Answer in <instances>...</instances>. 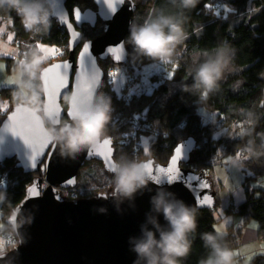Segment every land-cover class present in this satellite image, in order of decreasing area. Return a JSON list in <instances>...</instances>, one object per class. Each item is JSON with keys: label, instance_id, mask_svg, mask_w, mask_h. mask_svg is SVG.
<instances>
[{"label": "trees", "instance_id": "1", "mask_svg": "<svg viewBox=\"0 0 264 264\" xmlns=\"http://www.w3.org/2000/svg\"><path fill=\"white\" fill-rule=\"evenodd\" d=\"M137 10L133 15L138 23H142L146 15L153 8L167 7V0H135ZM80 7L82 10L91 7L96 9L93 0H68L67 8L73 16V9ZM229 7L234 10V18L228 14L225 18L221 8ZM169 10H171L169 8ZM190 19L185 25L189 38L182 49L179 50V63L169 66L172 74L165 78L153 76V79L162 81L150 93L140 94L128 93L131 83L139 78L135 75L136 69H140L145 63L154 60L147 57L134 58L132 45L127 44L130 54L124 66L126 73L133 79H128L121 84V92L115 89V81L109 82L107 72L111 67L115 70L116 65L111 59L102 60L101 64L105 71V79L100 95L110 99V119L106 132L102 137H111L116 146L115 160L121 156L128 158L138 157L140 160L155 157L165 163L170 158L176 145L187 136L192 135L198 140V145L188 163L184 167L197 172H203L214 182L217 189V206L214 209L198 210V229L193 238L192 252L184 261V264H198L199 259L206 255V249L199 238L200 233L216 230L218 222L216 209L220 202L219 190L212 176L214 165L218 159L229 157L235 154V149L241 143L239 137H235L239 128L243 126V117L239 114L241 108L256 106V110L264 114V78L260 73L264 72V0H200V3L190 13ZM238 17V19H235ZM132 19V20H133ZM7 23V30L14 35V43H17L21 52L20 58L26 63L32 60L31 51L38 47V44L45 43L53 45L61 52L57 60L65 59L69 55V35L66 29L52 17L50 30L46 34L35 35L24 31L15 13L9 16L0 12V25ZM84 40L95 38L104 32V23L99 20L95 27L84 25L81 29ZM130 34V33H129ZM128 34V36H129ZM127 36V37H128ZM127 39V38H126ZM226 40L232 44L237 52L235 63L239 72L231 74L223 83L222 90L210 97L208 106L205 108L199 103L198 97L183 92L180 88L182 82L191 83V77L187 74L186 67L192 62L197 52L214 48L220 41ZM80 47L76 51V55ZM42 52H39L41 55ZM9 67L16 63L14 57L8 58ZM41 63L37 71V79L34 85H41L40 72L48 64L54 62L46 59ZM117 73V71H116ZM27 79L26 76L23 77ZM237 79H243L244 83L238 91H233L231 86ZM43 87V86H42ZM17 88L0 89V96L10 102V107L5 112H0V124L16 105L12 93ZM67 98L63 100L67 108ZM44 91L41 93V104L43 108ZM215 112L216 123L210 122L206 117L211 118L210 112ZM208 114V116H206ZM212 120V118H211ZM134 121H139L150 128L156 127L158 134L152 131L139 132L134 138ZM49 126V125H48ZM223 128V133H217ZM257 131H264V118H262ZM231 131L234 137H229ZM217 134V135H216ZM151 137L149 142V153H145L143 146L138 144L140 136ZM133 138V139H132ZM137 144V145H136ZM245 171L251 174L247 181L264 178V165L245 161ZM0 171L7 174L10 180L9 185L0 181V190H6L7 198L16 203L25 198L28 187L34 182L38 174L26 173L22 168L17 167V160L7 159L0 163ZM112 175L104 168L100 161L92 160L80 169L78 183L75 188L62 191L63 196L72 200L91 198L97 192L103 190L109 193L111 187L108 185ZM246 185V184H245ZM101 188L102 190H99ZM236 210L244 219H254L260 225L261 237L264 238V187L246 188V200L239 205H230L225 211ZM226 239L231 248L238 246L239 230L234 231L229 227ZM250 264H264V254L253 258Z\"/></svg>", "mask_w": 264, "mask_h": 264}, {"label": "water", "instance_id": "2", "mask_svg": "<svg viewBox=\"0 0 264 264\" xmlns=\"http://www.w3.org/2000/svg\"><path fill=\"white\" fill-rule=\"evenodd\" d=\"M67 1L49 0L55 4L53 17L69 35V55L46 65L40 72L44 110L25 117L24 113L17 110V105H13L0 124V163L15 158L17 167L26 173L38 174L28 187H35L38 194L33 195L27 189L23 199L26 202L22 211L31 220L21 229L25 242L19 247L18 253H9L8 264H133L136 254L131 251L130 238L140 235L141 226L151 214V199L158 191L172 193L175 199L197 206L199 210L217 206V191L210 177L183 166L191 160L198 145L196 137L189 135L176 145L167 162L163 163L155 157L143 160L152 169L151 176L148 175L150 182L138 190L132 199L116 200L111 191L107 198L96 195L73 201L63 196V190L76 187L79 171L86 162L100 161L105 170L113 175L111 169L115 166L116 146L111 137H101L90 152L84 151L75 157L62 156L54 143L41 147L44 129L48 125L60 127L70 122L63 100L73 91L82 100L91 94L100 95L105 79L102 60L111 59L116 65L128 61L130 51L127 44L119 52L112 53L109 49L121 46L126 40L130 33V22L137 10L135 0H124L123 3L120 0H93L96 9L90 7L82 10L75 7L73 20ZM109 3L116 7L115 11ZM99 20L104 23V32L84 40L81 31L83 26L88 24L95 27ZM73 33L78 35L74 36ZM85 46L88 48L87 53H83ZM117 56L120 58L116 59ZM49 69L51 71H47ZM93 75L99 78L96 87L91 84ZM58 77L64 79L59 87ZM49 96L52 98V115L46 110ZM26 119L31 121L32 133L22 137L12 135L10 129L13 127L22 133ZM24 138L32 141L31 147L24 143ZM104 140L110 141V144H104ZM177 149L181 150L177 162L178 172L172 173L177 179L169 182L165 172L160 169L171 166ZM152 177H158L159 182ZM205 183L208 187L202 188L201 185ZM205 196L210 198L211 203L201 202ZM160 223L165 224L162 216ZM0 264L5 262L0 261Z\"/></svg>", "mask_w": 264, "mask_h": 264}, {"label": "clouds", "instance_id": "3", "mask_svg": "<svg viewBox=\"0 0 264 264\" xmlns=\"http://www.w3.org/2000/svg\"><path fill=\"white\" fill-rule=\"evenodd\" d=\"M199 3L200 0H167V7L153 8L142 23L133 19L130 34L121 46L132 45L134 58L147 57L166 66L177 65L179 50L189 38L185 27L190 19L189 13ZM54 9L55 4L49 0H0V12L9 16L14 12L29 34L48 33ZM39 52L40 48H34L31 62L21 61V78L17 80V90L12 93L17 110L25 117L44 110L41 104L42 84L33 83L45 59ZM236 52V48L226 40L220 41L214 48L197 52L186 67L192 82H182L181 90L197 96L204 108L208 106L210 97L222 90L228 77L239 72L235 63ZM260 76L264 78V72ZM90 79L92 86L99 84L95 75ZM243 83V79H237L231 86L232 90L238 91ZM66 102L70 122L60 127L47 126L44 133L51 143L59 147L62 156L75 157L78 153L90 152L105 134L110 119V99L102 94H91L86 101H82L79 94L73 91ZM210 114L212 122L216 123L215 112ZM239 114L243 117V126L235 137H239L241 143L236 146L235 154L229 156L231 164L238 169L244 168L247 160L264 165V131L256 130L264 114L258 112L256 106L241 108ZM32 131L31 121L26 119L22 134L29 135ZM228 136L234 137L231 131ZM114 164L110 185L114 199H132L138 190L149 184L146 163L138 157L121 156ZM98 195L107 198L108 193ZM25 202L22 199L12 203L6 190H0V261L5 264H8L9 253H18L25 242L21 229L31 222L22 211ZM151 204V214L141 226L140 235L130 238L131 251L136 254L133 264H184L192 252L193 238L197 234L198 207L187 205L163 190L152 197ZM161 216L164 225L160 223ZM226 235V231L215 229L200 233L206 255L199 259L198 264H236V252L229 246Z\"/></svg>", "mask_w": 264, "mask_h": 264}, {"label": "rangeland", "instance_id": "4", "mask_svg": "<svg viewBox=\"0 0 264 264\" xmlns=\"http://www.w3.org/2000/svg\"><path fill=\"white\" fill-rule=\"evenodd\" d=\"M219 11L220 13L223 11L224 17L229 19L234 18L236 15V12L234 10L232 11L229 7H222ZM229 13L230 16L233 17L230 18L228 15ZM236 19H238V17L233 20ZM0 29H3V31H0V66H2L0 67V89L9 87L17 88V80L21 78V61H23L19 56L21 50L18 44L14 43L15 39L13 33L7 30V23L1 25ZM6 32L7 34L4 35ZM9 37H11V39ZM38 45H42L49 49L55 48L57 50L53 45L41 42ZM40 52H42L41 56L45 58L44 61L46 59L57 61L56 58L61 55V52L58 50L56 54H50L49 52L42 51L40 48ZM9 57H14L16 59V63L13 64L12 68L9 67ZM116 71L115 89L121 92V84L125 83L130 78L133 79V77H129L122 65L117 67ZM137 74H139V78L131 83L128 88V93L130 94L152 92L162 81V78L156 80L153 79V76L157 74L165 79L171 76L172 71L169 66L164 65L162 62L152 61L145 63L140 69H136L135 75ZM10 81L15 82L12 83ZM0 105H6V107H0V112L3 113L10 107V102L0 96ZM206 116H208V114H206ZM223 130L224 129L221 128L217 130V133L222 134ZM150 139L151 137L145 135L140 136L138 139V144L143 146L145 153H149ZM244 169L245 168L238 169L233 167L229 157H224L216 161L212 171V176L216 182L220 195V202L216 209L218 222L215 228L218 231H226V233H228L230 230L229 227L232 226L231 223H234L235 232L239 230L240 233L238 246L234 248L236 252V264H250L255 256L264 254V246L262 243V239L264 240V238L261 237L258 221L254 219H244L238 213L227 214L226 211H224L226 207L230 205L237 206L246 200L247 186L252 189L264 187V178H258L248 182L247 176H249L251 172L249 170L245 171ZM107 183V186H110L112 179L110 181L108 180ZM99 190L102 189L99 188ZM100 192H103V190Z\"/></svg>", "mask_w": 264, "mask_h": 264}, {"label": "snow or ice", "instance_id": "5", "mask_svg": "<svg viewBox=\"0 0 264 264\" xmlns=\"http://www.w3.org/2000/svg\"><path fill=\"white\" fill-rule=\"evenodd\" d=\"M123 2H124V0H120V3H123ZM109 6L111 7V9L113 11L116 10V7L114 5H112V4L109 3ZM78 18H79V13H77V19ZM0 31H3V29H0ZM73 35L74 36H77L78 34L77 33H73ZM9 38L11 39V37H9ZM38 47H40L42 51L49 52L50 54H56L57 53V50L55 48L49 49V48H46V47H44L42 45H38ZM121 50H122V46H118V47L109 49V51L112 52V53L119 52ZM87 52H88V48H87V46H85L84 49H83V53H87ZM81 58H82V56H81ZM119 58H120L119 56L116 57V59H119ZM0 67H2V66H0ZM57 67H59V66H57ZM65 67H69V65H65ZM47 71H51V70L49 69ZM110 75L115 76L116 73H111ZM10 82L14 83L15 81H10ZM63 83H64L63 77H58L57 87H59V85L60 84H63ZM45 85L48 88L47 80H45ZM87 98L88 97H86L82 101H86ZM51 100H52V98H51V96H49L48 97L49 103L47 105V109L46 110L48 111V113L50 115H52V113H53ZM0 107H6V105H0ZM10 133H12V135L19 136V137H22V135H23L16 127H13L12 129H10ZM24 143L27 144V145H29V147L32 146V141L29 140L28 138H24ZM49 144H50V141H49L48 137L45 134H43V136H42V142H41V147H48ZM104 144H106V145L107 144H110V141L104 140ZM180 156H181V150L180 149H177L176 150V155L172 158V160L170 162L171 163V166L168 167L167 169H160V171L165 172V174L167 175V178H168L169 182H172L173 180L177 179V176L172 175V173L173 172H178L177 162H178V158ZM32 158H33V161H35V159H36L35 155H33ZM32 167L33 168L35 167V163L32 164ZM146 169H147L149 175L151 176V172H152L151 166L146 164ZM152 178L156 182H159V178L158 177H152ZM201 187L202 188H207L208 187V184L205 183V184L201 185ZM28 191H29V193H31L33 195L38 194L36 192L35 187H32V188L28 189ZM201 202L202 203H211V200H210V198H208L207 196H205L204 199Z\"/></svg>", "mask_w": 264, "mask_h": 264}, {"label": "built area", "instance_id": "6", "mask_svg": "<svg viewBox=\"0 0 264 264\" xmlns=\"http://www.w3.org/2000/svg\"><path fill=\"white\" fill-rule=\"evenodd\" d=\"M111 73H116V70L113 67H111L109 69V71L107 72V79H108L109 82L115 81L116 80V77H117V73H116L115 76L110 75ZM206 119H208L210 122L212 121L211 118H209V117H206ZM146 131H152L155 134H158L159 133V131H158V129L156 127L150 128L149 125H143L139 121H134V130H133V133H132V135H134L133 138L137 134H140L141 132H146ZM0 181L3 184H6V185H9V183H10V180L8 179L7 174L4 173L3 171H0ZM64 191H66V190H64ZM98 193L96 195H98ZM72 200L73 201H76L77 198L74 196V198Z\"/></svg>", "mask_w": 264, "mask_h": 264}, {"label": "crops", "instance_id": "7", "mask_svg": "<svg viewBox=\"0 0 264 264\" xmlns=\"http://www.w3.org/2000/svg\"><path fill=\"white\" fill-rule=\"evenodd\" d=\"M1 25H3V24H1ZM1 25H0V27H1ZM7 34V32L6 33H4V35H6ZM225 211V210H224ZM227 214L228 213H237V211L236 210H231L230 212H226ZM232 224V227H233V229H234V231H235V226H234V223H231ZM262 243H263V246H264V240L262 239Z\"/></svg>", "mask_w": 264, "mask_h": 264}, {"label": "flooded vegetation", "instance_id": "8", "mask_svg": "<svg viewBox=\"0 0 264 264\" xmlns=\"http://www.w3.org/2000/svg\"><path fill=\"white\" fill-rule=\"evenodd\" d=\"M87 8H90V7H87ZM86 9V8H85ZM84 10V9H83ZM72 19L74 20L73 16H72Z\"/></svg>", "mask_w": 264, "mask_h": 264}, {"label": "bare ground", "instance_id": "9", "mask_svg": "<svg viewBox=\"0 0 264 264\" xmlns=\"http://www.w3.org/2000/svg\"><path fill=\"white\" fill-rule=\"evenodd\" d=\"M216 191H217V189H216ZM218 192V191H217Z\"/></svg>", "mask_w": 264, "mask_h": 264}]
</instances>
